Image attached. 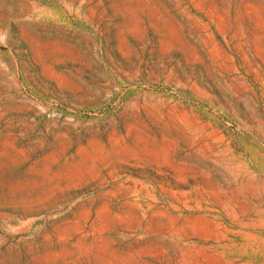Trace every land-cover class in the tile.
Returning a JSON list of instances; mask_svg holds the SVG:
<instances>
[{"label":"rangeland","instance_id":"rangeland-1","mask_svg":"<svg viewBox=\"0 0 264 264\" xmlns=\"http://www.w3.org/2000/svg\"><path fill=\"white\" fill-rule=\"evenodd\" d=\"M0 264H264V0H0Z\"/></svg>","mask_w":264,"mask_h":264}]
</instances>
